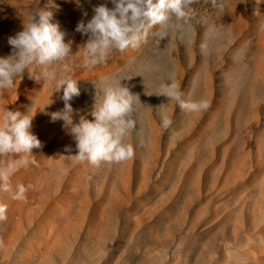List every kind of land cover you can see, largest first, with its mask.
I'll return each mask as SVG.
<instances>
[{"label": "rangeland", "instance_id": "rangeland-1", "mask_svg": "<svg viewBox=\"0 0 264 264\" xmlns=\"http://www.w3.org/2000/svg\"><path fill=\"white\" fill-rule=\"evenodd\" d=\"M102 3L113 7L110 0H0V57L40 11L65 32L72 54L52 70L77 80L74 123L93 119L94 84L98 97L115 80L139 96L136 129L125 138L134 156L94 167L75 159L64 122L51 120L64 108L53 81L25 73L0 91V109L33 115L31 131L43 145L11 178L13 193L28 189L26 199L0 194L7 206L0 264H264V0H193L184 19L172 16L138 47L86 68L88 36L76 26ZM29 71L39 77L41 69ZM172 81L184 100H207V110L186 112L156 95ZM164 117L172 121L167 130ZM19 159L0 156V166Z\"/></svg>", "mask_w": 264, "mask_h": 264}, {"label": "clouds", "instance_id": "clouds-1", "mask_svg": "<svg viewBox=\"0 0 264 264\" xmlns=\"http://www.w3.org/2000/svg\"><path fill=\"white\" fill-rule=\"evenodd\" d=\"M193 0H110L113 7L99 4L93 7L94 15L87 23L79 21L76 31L88 36L84 45L83 66L92 68L97 64L106 63L113 51L123 52L129 47H138L152 27L167 25L172 16L177 20L189 15ZM216 6V0H213ZM222 7V5H221ZM86 15V14H85ZM52 14L40 11L34 14L23 30L8 38L11 53L0 57V91L14 87L16 80L23 79L24 74L36 80L53 81L54 92L63 90L61 99L64 108L50 114L52 122L61 120L64 127L75 141V159L87 162L94 167L102 163H121L134 156V147L125 143V138L136 129L135 100L127 86H122V80L104 84L99 97L95 87L94 104L88 114L80 115L78 122H73L74 109L70 103L80 95L77 80L70 74L57 77L52 66L59 64L72 54L71 42H65V32L58 23L50 22ZM167 36L161 32V40ZM202 50L204 46H201ZM41 69L39 77H34L31 68ZM52 93V94H53ZM157 96L175 101L179 108L186 112L207 110L209 102L204 99H183L180 85L175 81L162 84ZM53 101L46 105H50ZM34 116L19 111L0 109V156L19 155L21 159L11 160L0 166V194L13 193L11 178L22 166H27L28 160L23 157L32 155L33 149L42 148L41 141L31 131ZM172 121L164 117L162 127L167 130ZM65 151H71L70 148ZM33 164L35 160L31 161ZM28 189L18 185L12 194L14 200L26 199ZM7 206L0 203V221L6 219Z\"/></svg>", "mask_w": 264, "mask_h": 264}, {"label": "bare ground", "instance_id": "bare-ground-1", "mask_svg": "<svg viewBox=\"0 0 264 264\" xmlns=\"http://www.w3.org/2000/svg\"><path fill=\"white\" fill-rule=\"evenodd\" d=\"M117 197V196H116ZM117 199V198H116ZM217 245V244H216Z\"/></svg>", "mask_w": 264, "mask_h": 264}]
</instances>
